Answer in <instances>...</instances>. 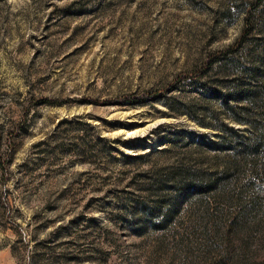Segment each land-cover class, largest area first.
<instances>
[{
    "label": "rangeland",
    "instance_id": "1",
    "mask_svg": "<svg viewBox=\"0 0 264 264\" xmlns=\"http://www.w3.org/2000/svg\"><path fill=\"white\" fill-rule=\"evenodd\" d=\"M250 1L0 0V264H264Z\"/></svg>",
    "mask_w": 264,
    "mask_h": 264
},
{
    "label": "trees",
    "instance_id": "2",
    "mask_svg": "<svg viewBox=\"0 0 264 264\" xmlns=\"http://www.w3.org/2000/svg\"><path fill=\"white\" fill-rule=\"evenodd\" d=\"M249 9L247 12V16L245 19V29L243 31L241 39L238 41L237 45H241L246 42L248 38L252 35V33L261 27L264 18V0H251L249 2ZM236 46H232L225 51L217 52L209 56L203 68L193 76H184L177 82L174 83V86L181 83L183 80H194L199 79V77L204 76L208 70L212 68L216 63L222 62V60H231L235 63V66L239 68L241 73L246 72V76L250 74V77L254 80V83L245 84L246 89L235 91L231 98L234 101L240 100L239 97L242 95L243 102L245 106L242 107H230L234 111H240L247 113L248 109H254L260 111L261 115L264 116V69L261 71L258 69H242L241 64L237 63V61H233L234 55H236ZM173 86V90L176 88ZM172 92V91H170ZM131 103V101L126 102ZM241 114V113H240ZM235 120L237 122L243 123L245 122L243 119L236 117ZM252 153V151H250ZM0 166H4L2 160L0 159ZM172 176L177 181L176 190L178 193H184L194 190L197 196H201L203 194L209 193L216 186V181H205L199 171L192 172L187 169H177L172 173ZM212 187V188H211Z\"/></svg>",
    "mask_w": 264,
    "mask_h": 264
}]
</instances>
